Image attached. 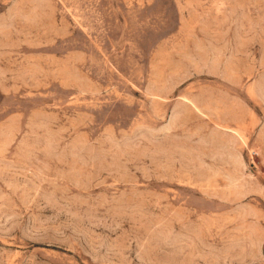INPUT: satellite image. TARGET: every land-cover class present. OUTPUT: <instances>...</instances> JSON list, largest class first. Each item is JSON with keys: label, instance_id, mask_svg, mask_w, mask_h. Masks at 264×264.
I'll return each mask as SVG.
<instances>
[{"label": "rangeland", "instance_id": "rangeland-1", "mask_svg": "<svg viewBox=\"0 0 264 264\" xmlns=\"http://www.w3.org/2000/svg\"><path fill=\"white\" fill-rule=\"evenodd\" d=\"M0 264H264V0H0Z\"/></svg>", "mask_w": 264, "mask_h": 264}]
</instances>
